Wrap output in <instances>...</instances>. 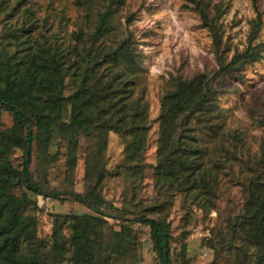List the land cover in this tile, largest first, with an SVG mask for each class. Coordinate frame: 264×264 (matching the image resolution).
Segmentation results:
<instances>
[{
	"label": "trees",
	"instance_id": "trees-1",
	"mask_svg": "<svg viewBox=\"0 0 264 264\" xmlns=\"http://www.w3.org/2000/svg\"><path fill=\"white\" fill-rule=\"evenodd\" d=\"M29 1L17 0L16 5L25 7L32 22L18 27L6 23L1 47L0 264H138L142 256L135 224L150 228L156 263L173 264L182 260L185 250L177 253L173 248L170 223L160 215L167 196L180 192L190 204L214 209L230 173L245 194L243 207L226 229L212 230L203 241L216 256L230 251L237 264H264V110L252 115L259 132H249L234 124L230 108L220 105L229 77L264 56V41L254 42L263 22L258 0H252L257 14L249 42L233 53L224 44L218 22L221 5L186 0L185 6L196 11L202 26L211 31L217 62L192 75L172 74L164 87L153 166L165 196L157 204L156 217L133 214L103 194L111 173L106 158L110 133L124 140V160L117 171L131 178L143 173L149 145L144 53L132 30L115 31L109 3L97 11L83 50L51 36L34 39ZM3 3L1 12L6 11ZM4 111L12 115L10 126L3 124ZM54 136L66 144L71 171L78 163L82 138L88 141L82 191L54 188L45 170H33L36 150L56 158L50 151ZM16 149L22 150L19 165L11 157ZM28 192L60 201L70 197L92 213H55L51 237L46 239L38 233L40 219L33 212L39 208L38 200Z\"/></svg>",
	"mask_w": 264,
	"mask_h": 264
},
{
	"label": "rangeland",
	"instance_id": "rangeland-1",
	"mask_svg": "<svg viewBox=\"0 0 264 264\" xmlns=\"http://www.w3.org/2000/svg\"><path fill=\"white\" fill-rule=\"evenodd\" d=\"M214 2L222 8L218 22L224 44L230 53L243 50L252 35V19L257 14L252 0ZM109 3L114 8L112 21L117 27L115 31L124 28L132 30L137 45L144 53L143 85L150 106L151 129L143 173L136 178L117 171L118 164L124 160L125 143L119 134L110 133L106 158L111 173L105 180L103 194L116 205L128 207L133 214L146 213L156 217L159 216L155 213L157 204L165 196L156 184L153 166L157 161L158 118L164 87L172 74L192 75L215 65L213 36L207 27L202 26L199 14L185 6L186 0H30L27 5L34 11L35 22L30 32L34 34V39L51 36L67 47L83 50L98 20L97 11L105 10ZM16 4L17 0H4L6 11L1 12L0 9V59L2 42L7 33L6 23L18 27L32 22L28 21L25 7L19 9ZM258 5L263 12V22L254 42L264 41V0H258ZM71 86L67 87L66 94L71 92ZM220 105L230 108L236 126L249 132H259L253 126L252 115L255 110H264V56L259 61L246 64L229 77L225 91L220 95ZM2 121L4 126L12 125V115L4 111ZM87 146L88 141L82 138L79 160L71 171L67 164L66 144L54 136L50 151L56 154V158H48L36 150L33 170H45L54 188L82 191L85 186ZM11 157L14 164L19 165L22 150L16 149ZM233 176V173L227 176L214 209L205 210L190 204L180 192H176L173 197L167 196V206L163 209V215H160L170 223L173 248L177 253L185 250L182 260H174L173 264H237L235 255L230 251L221 250L216 256L214 249L203 241L205 236L213 235L212 230L226 229L228 220L243 207L245 194L241 185L231 180ZM28 193L38 200L39 208L33 212L40 219L38 233L46 239L51 237L55 213H92L88 206L70 197L60 201ZM134 227L138 231L142 256L138 264H157L150 228L141 224H135Z\"/></svg>",
	"mask_w": 264,
	"mask_h": 264
}]
</instances>
